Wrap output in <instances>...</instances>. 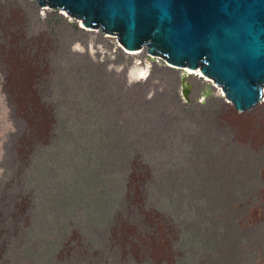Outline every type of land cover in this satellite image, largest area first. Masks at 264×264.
I'll return each mask as SVG.
<instances>
[{
  "label": "rangeland",
  "instance_id": "374dc122",
  "mask_svg": "<svg viewBox=\"0 0 264 264\" xmlns=\"http://www.w3.org/2000/svg\"><path fill=\"white\" fill-rule=\"evenodd\" d=\"M147 47L0 0V264H264V99Z\"/></svg>",
  "mask_w": 264,
  "mask_h": 264
},
{
  "label": "water",
  "instance_id": "95a60500",
  "mask_svg": "<svg viewBox=\"0 0 264 264\" xmlns=\"http://www.w3.org/2000/svg\"><path fill=\"white\" fill-rule=\"evenodd\" d=\"M84 26L116 34L129 50L147 45L222 89L238 118L264 99V0H36Z\"/></svg>",
  "mask_w": 264,
  "mask_h": 264
},
{
  "label": "bare ground",
  "instance_id": "6f19581e",
  "mask_svg": "<svg viewBox=\"0 0 264 264\" xmlns=\"http://www.w3.org/2000/svg\"><path fill=\"white\" fill-rule=\"evenodd\" d=\"M134 52H138L137 50L136 51H134ZM188 73H191V74H193L194 72H192V71H189ZM196 73H198V74H195L196 76H198V77H201L202 78V76H204V75H202L201 74V72L198 70V71H196ZM263 93H264V90H263Z\"/></svg>",
  "mask_w": 264,
  "mask_h": 264
}]
</instances>
